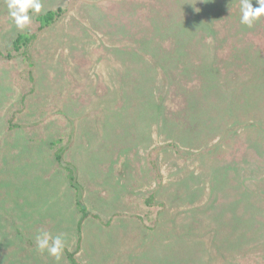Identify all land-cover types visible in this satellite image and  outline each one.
I'll use <instances>...</instances> for the list:
<instances>
[{
	"label": "rangeland",
	"instance_id": "obj_1",
	"mask_svg": "<svg viewBox=\"0 0 264 264\" xmlns=\"http://www.w3.org/2000/svg\"><path fill=\"white\" fill-rule=\"evenodd\" d=\"M40 3L20 30L0 0V264H264V16ZM42 229L61 260L37 250Z\"/></svg>",
	"mask_w": 264,
	"mask_h": 264
},
{
	"label": "clouds",
	"instance_id": "obj_2",
	"mask_svg": "<svg viewBox=\"0 0 264 264\" xmlns=\"http://www.w3.org/2000/svg\"><path fill=\"white\" fill-rule=\"evenodd\" d=\"M258 6L254 7L252 0H241L240 23L252 28L264 16V0H256ZM9 15L16 27L23 30L31 23L30 13H39L42 9L40 0H7ZM35 246L41 253L61 260L66 248V241L62 235H53L49 231L40 230L35 236Z\"/></svg>",
	"mask_w": 264,
	"mask_h": 264
},
{
	"label": "trees",
	"instance_id": "obj_3",
	"mask_svg": "<svg viewBox=\"0 0 264 264\" xmlns=\"http://www.w3.org/2000/svg\"><path fill=\"white\" fill-rule=\"evenodd\" d=\"M61 14H60V10L58 11H49L44 15L39 16L38 20L40 21L42 28L47 27L52 25L53 23H55L59 18H60ZM36 39V35H32L29 36L27 34H23L17 37L16 41L14 42V45L12 47L13 51L19 52L22 51V54L24 55L26 53V47H28L31 43H33ZM249 137V136H247ZM251 138V137H249ZM57 145V144H56ZM62 149H57L56 150V155L55 157L57 158L58 161L61 160L62 155L60 153ZM255 155V154H253ZM68 171L70 173V181H71V185L75 187V177H74V172L68 168ZM79 207H81V205H79ZM76 254L75 253H69V257L70 260L72 262V264H80L76 258H75Z\"/></svg>",
	"mask_w": 264,
	"mask_h": 264
}]
</instances>
